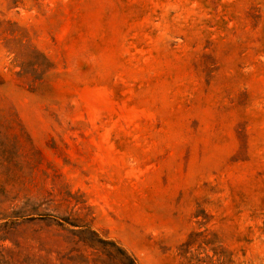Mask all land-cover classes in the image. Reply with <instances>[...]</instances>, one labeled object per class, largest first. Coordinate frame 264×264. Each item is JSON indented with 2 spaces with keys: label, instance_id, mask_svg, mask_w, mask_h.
Segmentation results:
<instances>
[{
  "label": "rangeland",
  "instance_id": "374dc122",
  "mask_svg": "<svg viewBox=\"0 0 264 264\" xmlns=\"http://www.w3.org/2000/svg\"><path fill=\"white\" fill-rule=\"evenodd\" d=\"M264 264V0H0V264Z\"/></svg>",
  "mask_w": 264,
  "mask_h": 264
},
{
  "label": "trees",
  "instance_id": "16d2710c",
  "mask_svg": "<svg viewBox=\"0 0 264 264\" xmlns=\"http://www.w3.org/2000/svg\"><path fill=\"white\" fill-rule=\"evenodd\" d=\"M69 251L72 262L78 264H136L134 259L117 243L101 238L89 229L83 228Z\"/></svg>",
  "mask_w": 264,
  "mask_h": 264
}]
</instances>
